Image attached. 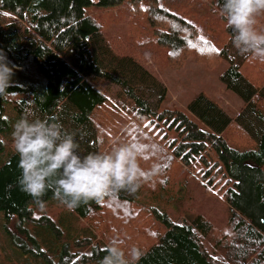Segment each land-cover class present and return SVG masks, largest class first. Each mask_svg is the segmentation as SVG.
<instances>
[{
    "label": "trees",
    "instance_id": "obj_1",
    "mask_svg": "<svg viewBox=\"0 0 264 264\" xmlns=\"http://www.w3.org/2000/svg\"><path fill=\"white\" fill-rule=\"evenodd\" d=\"M125 1L130 24L143 31L132 43L107 33L114 19L106 15ZM209 1L217 20L185 19L160 0H0V60L13 70L0 94V213L7 222L17 218L37 247L33 225L44 230L48 249H61L57 264H100L114 239L125 253L141 250L136 264H264V216L255 226L241 212L245 177L250 201L264 207V62L233 45L223 0ZM256 29L264 32V24ZM189 56L209 67L227 62L221 78L243 102L238 112L202 93L186 109L164 105L168 91L156 68H178ZM90 76L120 87L133 108L112 107ZM22 116L60 124L80 155L131 143L143 172L139 186L111 187L67 208L61 226L35 217L11 136ZM41 200L60 202L54 188ZM80 220L86 231L67 229Z\"/></svg>",
    "mask_w": 264,
    "mask_h": 264
},
{
    "label": "clouds",
    "instance_id": "obj_2",
    "mask_svg": "<svg viewBox=\"0 0 264 264\" xmlns=\"http://www.w3.org/2000/svg\"><path fill=\"white\" fill-rule=\"evenodd\" d=\"M220 8L226 27L232 30L233 45L264 62V32L256 29L257 17L264 15V0H223ZM12 75L8 63L0 60V94L10 86ZM11 136L19 156L20 188L41 208V197L50 188L72 210L81 202L100 198L111 187L135 191L143 175L138 154L128 142L80 155L73 135L63 132L60 124L25 116L15 122ZM121 244L110 241L100 264H136L141 250L133 245L125 253Z\"/></svg>",
    "mask_w": 264,
    "mask_h": 264
},
{
    "label": "rangeland",
    "instance_id": "obj_3",
    "mask_svg": "<svg viewBox=\"0 0 264 264\" xmlns=\"http://www.w3.org/2000/svg\"><path fill=\"white\" fill-rule=\"evenodd\" d=\"M160 4L188 20L200 18L202 20L212 21L217 20L219 16L211 11L209 0H160ZM121 8L123 9H113L106 15L114 19L108 24L107 33L115 38H120L132 43L136 40L135 37L137 35L139 36L143 31L141 29L140 31L136 28L133 29V24H130L129 17L132 16L129 15L131 12L128 9L126 1L122 3ZM262 24H264V15L257 17V25ZM151 53L150 50L144 49L143 55L149 63L153 64ZM227 67L228 64L224 60H221L217 65L209 67L205 63L196 61L193 56L187 57L178 68L171 67L167 64H164L162 67H157L156 70L158 75L166 85L168 91L164 105L184 109L192 99L199 93H202L229 114L233 115L238 112L242 106L241 99L234 91L226 87L221 78ZM89 80L108 98L109 102L112 103V107H114L113 105L122 104L128 109L133 108V103L125 97L121 88L117 85L94 76H90ZM3 106L6 115H13V111L11 112L8 105L3 103ZM1 137L5 139L4 135H1ZM250 180L251 177H245L243 182V203L241 212L246 218L254 222L257 220L258 216H264V207H260L257 203H252L250 201V193L248 192L251 186ZM43 204V208L38 205H32L34 206L35 217H39L40 214L50 217L52 219V225L56 226L59 224L61 226V220L64 215H66L63 214V212L68 211L67 207L60 202H45ZM16 224L17 218L13 217L10 222H7L5 215L0 213V264H46V257L50 264L58 263L61 249L55 248V254L48 249V243H46L45 238L47 234L44 230L37 231V229L35 230L36 226L32 224L34 227V243L38 242L39 245L37 247L31 244L32 239L27 236L26 231L19 229ZM79 225L84 228L88 223L86 220H80ZM255 226H257V224H255ZM67 229L72 231V233L78 230L86 231L85 228H78L74 222H72V225H69ZM28 230H30V227H28ZM61 230L67 237L68 231L64 228H61ZM71 243L72 242H69L68 244ZM68 250H70L71 253L73 252V249L69 246L67 251ZM92 251L93 249L90 252ZM27 252L31 255L33 254V256L24 259L19 258L20 255L14 256V254L22 253H26L24 257L30 256ZM37 253H39V255H36ZM75 261H77V259ZM80 261L81 259L78 262Z\"/></svg>",
    "mask_w": 264,
    "mask_h": 264
},
{
    "label": "crops",
    "instance_id": "obj_4",
    "mask_svg": "<svg viewBox=\"0 0 264 264\" xmlns=\"http://www.w3.org/2000/svg\"><path fill=\"white\" fill-rule=\"evenodd\" d=\"M241 103H242V105H243V102H242V101H241ZM241 107H242V106H241ZM185 108H187V105H186V107H185ZM185 108H184V109H185ZM240 109H241V108H240ZM240 109H239V110H240ZM51 200L53 201V200H54V198H53V199H51ZM56 201H59V200L56 198ZM52 203H54V202H52ZM56 204H57V203H56ZM79 222H80V221H76V224H78V225H79ZM82 238H84V233H82V234L80 233V235H78V240H79V239H82Z\"/></svg>",
    "mask_w": 264,
    "mask_h": 264
}]
</instances>
